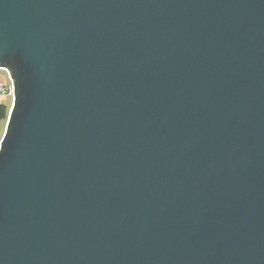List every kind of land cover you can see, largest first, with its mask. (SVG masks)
<instances>
[{"label": "water", "instance_id": "water-1", "mask_svg": "<svg viewBox=\"0 0 264 264\" xmlns=\"http://www.w3.org/2000/svg\"><path fill=\"white\" fill-rule=\"evenodd\" d=\"M0 69V264H264V0H0Z\"/></svg>", "mask_w": 264, "mask_h": 264}, {"label": "crops", "instance_id": "crops-1", "mask_svg": "<svg viewBox=\"0 0 264 264\" xmlns=\"http://www.w3.org/2000/svg\"><path fill=\"white\" fill-rule=\"evenodd\" d=\"M11 85L12 81L10 79L9 73L4 69H0V89H9ZM0 105H5L10 110L11 106L13 105V97L8 93H2L0 91Z\"/></svg>", "mask_w": 264, "mask_h": 264}, {"label": "rangeland", "instance_id": "rangeland-1", "mask_svg": "<svg viewBox=\"0 0 264 264\" xmlns=\"http://www.w3.org/2000/svg\"><path fill=\"white\" fill-rule=\"evenodd\" d=\"M7 121H8V119H7ZM7 121H5V119H1L0 120V144L2 142V139H3L4 135H5V131H6V128H7Z\"/></svg>", "mask_w": 264, "mask_h": 264}, {"label": "trees", "instance_id": "trees-1", "mask_svg": "<svg viewBox=\"0 0 264 264\" xmlns=\"http://www.w3.org/2000/svg\"><path fill=\"white\" fill-rule=\"evenodd\" d=\"M9 109L5 105H0V120L5 119L7 121L9 115Z\"/></svg>", "mask_w": 264, "mask_h": 264}, {"label": "built area", "instance_id": "built-area-1", "mask_svg": "<svg viewBox=\"0 0 264 264\" xmlns=\"http://www.w3.org/2000/svg\"><path fill=\"white\" fill-rule=\"evenodd\" d=\"M0 91L2 93H8L9 95H11L13 98H14V88H13V85H11L9 87V89H6V88H1Z\"/></svg>", "mask_w": 264, "mask_h": 264}]
</instances>
